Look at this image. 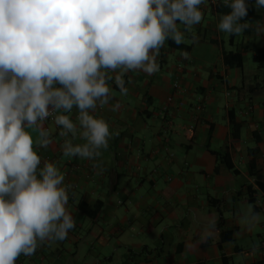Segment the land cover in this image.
I'll use <instances>...</instances> for the list:
<instances>
[{"label": "crops", "instance_id": "1", "mask_svg": "<svg viewBox=\"0 0 264 264\" xmlns=\"http://www.w3.org/2000/svg\"><path fill=\"white\" fill-rule=\"evenodd\" d=\"M218 2L200 6L197 43L185 31L182 47L169 39L161 48L156 73H123L126 95L114 79L120 70L109 73L111 99L93 113L112 133L100 157H65V139L84 141L44 123L52 143L36 150L41 166L53 162L64 173L75 227L16 264H264V7L246 0L250 27L232 36L217 29L231 11ZM226 53L242 54L243 68L227 65ZM249 208L261 217L252 230L243 221Z\"/></svg>", "mask_w": 264, "mask_h": 264}, {"label": "clouds", "instance_id": "2", "mask_svg": "<svg viewBox=\"0 0 264 264\" xmlns=\"http://www.w3.org/2000/svg\"><path fill=\"white\" fill-rule=\"evenodd\" d=\"M219 2L231 11L220 14L218 31L238 36L249 29L246 0ZM204 3L0 0V264H16L46 241H63L75 227L64 173L53 162L41 166L36 150L52 143L44 122L52 117L61 137L84 141L65 139V157H100L112 133L93 113L111 99L109 73L120 70L114 79L124 95L123 73H156L161 48L169 39L184 42V32L201 23ZM255 7H264V0H255ZM198 41L192 32V42ZM181 56L190 58L187 51ZM73 109L75 121L69 115ZM260 219L249 208L243 221L252 230Z\"/></svg>", "mask_w": 264, "mask_h": 264}, {"label": "trees", "instance_id": "3", "mask_svg": "<svg viewBox=\"0 0 264 264\" xmlns=\"http://www.w3.org/2000/svg\"><path fill=\"white\" fill-rule=\"evenodd\" d=\"M221 7H226L224 6L222 3L218 2L217 3V8L219 10H221ZM260 19L258 16H254L251 18V20L255 21ZM174 45L177 46V44L172 43ZM178 47H182V44L178 45ZM188 49L186 46L183 45V48ZM260 59H259V71L262 73V77H263V81H264V49L260 51ZM225 63L229 66H234V67H238V68H243L244 66V58L243 55L240 53H226L225 54ZM264 83V82H263ZM256 89V88H254ZM256 154L259 152V149L255 150ZM218 157V161L221 163H225L227 166L231 167L230 163L228 162V157L227 155H217ZM254 164V162L252 163V165ZM218 169V167H217ZM222 228V223H220L219 225ZM222 234V239L223 241H227L228 240V233L225 232L224 230L221 231ZM133 256V255H132ZM130 256V258L132 257ZM126 264H130V263H126Z\"/></svg>", "mask_w": 264, "mask_h": 264}, {"label": "built area", "instance_id": "4", "mask_svg": "<svg viewBox=\"0 0 264 264\" xmlns=\"http://www.w3.org/2000/svg\"><path fill=\"white\" fill-rule=\"evenodd\" d=\"M175 87L177 89H179L180 85L176 84ZM197 111L198 112L202 111V106L201 105L197 107ZM44 123H54V120H53L52 117H49L48 120H46ZM261 257H262V260L264 261V238H263V240L261 242Z\"/></svg>", "mask_w": 264, "mask_h": 264}]
</instances>
